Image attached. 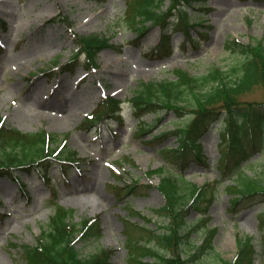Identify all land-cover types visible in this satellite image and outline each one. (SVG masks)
<instances>
[{"label": "rangeland", "instance_id": "374dc122", "mask_svg": "<svg viewBox=\"0 0 264 264\" xmlns=\"http://www.w3.org/2000/svg\"><path fill=\"white\" fill-rule=\"evenodd\" d=\"M127 5V0H107L101 5L91 0H0V44L4 45V53L0 54V116L6 128L29 134L45 130L61 141L67 136L63 150L86 159L67 177L63 176L60 164L54 163L50 169L51 184L56 185V202L75 212L74 223L99 217L101 238L77 242L78 250L83 256L113 250L111 264H129L126 219L133 217L131 221L153 230L167 222L154 217V210L165 205V198L156 187L160 178L150 179L145 173L163 167L160 151L165 145L179 147L178 133L172 131L189 122L185 118L188 115L180 118L175 111L168 116L162 113L161 123L154 114L143 119L146 124L140 122L129 101L133 93L142 83L173 80L175 70L182 69L197 77L207 76L216 68L227 70L241 59L225 50L228 39L244 44L264 40V0H209L206 11L189 9L192 5L187 8L190 14L196 12L191 17L194 26L190 32L199 45L188 42L183 49L188 35L172 25L174 54L166 60H153L147 55L168 29L164 31L160 24L152 26L140 44H134L136 33L116 26ZM163 12L167 13L166 5ZM200 14L205 21L203 26L196 25ZM4 22L8 32L2 28ZM168 22L179 24L178 18L169 17ZM83 35H104L113 47L99 53L97 66L90 67L82 54L79 62L67 69L71 55L80 52L77 41ZM58 57L56 65L53 60ZM110 95L124 102L123 121L106 119L96 129L81 128L85 118ZM246 100H264V95L255 90ZM148 125L157 128L156 135L173 134L165 142L150 144L152 134L142 131ZM201 141L204 159L201 161L193 154L184 175L192 184L211 185L209 194L214 195V200L205 215L206 223L193 235L195 245L202 243L205 229H217L216 254L233 261L238 251L237 239L252 237L257 248L255 264H264V229L260 224L263 199L246 200L240 207H233V195L228 194L232 181L223 179L219 169L220 125H214ZM263 171L264 161L247 168L250 176L262 177ZM17 175L27 185L33 200L26 202L19 183L11 176L0 177V215L5 214L0 216V264L22 263V246H35L54 215L50 205L53 193L38 170L28 175L19 171ZM132 179L142 187L132 197L119 196L115 187ZM133 211L154 221L149 224L144 217L133 215ZM199 216L193 209L187 217L189 224L198 225ZM187 249L181 247L182 258ZM206 264L220 262L211 256Z\"/></svg>", "mask_w": 264, "mask_h": 264}, {"label": "trees", "instance_id": "16d2710c", "mask_svg": "<svg viewBox=\"0 0 264 264\" xmlns=\"http://www.w3.org/2000/svg\"><path fill=\"white\" fill-rule=\"evenodd\" d=\"M99 4L106 0H95ZM170 2L169 13L177 10V16L190 25L191 18L188 5L198 0H127L128 7L123 23H118L122 30L136 32L142 38L148 31V22L153 21L166 27L165 20L168 15L161 11L162 7ZM156 24V23H155ZM190 37V32L185 29ZM170 34L164 35L158 49L153 50L150 56L158 58L172 53ZM79 43L85 48L89 61L97 53L110 46L109 38L97 35L81 36ZM226 49L233 55L241 56L228 71L214 70L207 76H190L183 70L174 72L176 79L159 83L142 84V88L135 92L131 99L135 116L143 117L145 114L173 110L180 116L188 113L189 106L192 110L190 122L183 126L177 133L181 145L178 148L163 147L160 151L166 164L171 167V173L165 166L146 173L153 178L160 177L157 186L165 197V206L155 210V216L167 220L164 225L155 230L147 225L126 221V248L129 264H206L211 256L218 258L220 264H254L256 248L251 237L238 238V252L233 261L220 259L214 250V237L217 230L205 229L203 242L197 246L193 235L205 223V214L214 197L209 194L210 185L198 186L189 182L184 171L189 167L192 155L203 160L202 143L200 139L210 131L212 125H222L221 139L223 140L220 151L222 157L219 168L224 178H232L231 191L233 194L232 205L240 207L246 200L260 198L264 201V172L262 177L249 176L245 170L256 164L253 158L264 156V101L246 100L248 94L255 90L264 93V42L241 43L234 39L228 40ZM78 56L71 59L75 61ZM190 93L194 99L193 105L185 97ZM185 100L184 105L180 106ZM95 111V115L87 119L82 126L91 129L97 121L106 120L107 117L121 116L120 101L106 98ZM109 115V116H108ZM0 117V172L2 174L16 175L15 170L30 171L38 168L43 161H59L64 176L72 167L80 162V158L73 155L64 156L55 154L53 148L55 137L44 130L39 133H22L14 129H7L1 125ZM145 134H153L152 126L145 128ZM168 134H153L150 143H162ZM64 158V159H63ZM264 160V158H263ZM258 161V160H257ZM49 163V162H48ZM68 164V165H67ZM50 165V164H49ZM48 167V166H47ZM45 179H47L45 177ZM19 182V179H17ZM48 182L49 179H47ZM142 186L139 181L126 183L120 187L119 195L131 196L136 194ZM21 192L31 202L32 198L25 184H21ZM54 215L50 218L47 230L43 231L39 242L34 246L24 245L23 262L18 264H111L113 251L101 250L99 254L83 256L77 248V242H90L101 238L99 217L83 219L78 223L73 222L74 213L65 209L56 202V196L51 201ZM199 212L198 225L191 226L188 221L190 211ZM144 217L148 223L151 218ZM261 226L264 228V212L260 217ZM187 246L188 252L182 258L181 247ZM264 248V238L262 241ZM264 253V249H263ZM151 258V262H145Z\"/></svg>", "mask_w": 264, "mask_h": 264}]
</instances>
